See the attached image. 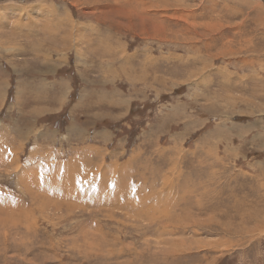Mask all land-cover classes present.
Wrapping results in <instances>:
<instances>
[{
    "label": "rangeland",
    "instance_id": "374dc122",
    "mask_svg": "<svg viewBox=\"0 0 264 264\" xmlns=\"http://www.w3.org/2000/svg\"><path fill=\"white\" fill-rule=\"evenodd\" d=\"M0 264H264V3L0 0Z\"/></svg>",
    "mask_w": 264,
    "mask_h": 264
},
{
    "label": "bare ground",
    "instance_id": "6f19581e",
    "mask_svg": "<svg viewBox=\"0 0 264 264\" xmlns=\"http://www.w3.org/2000/svg\"><path fill=\"white\" fill-rule=\"evenodd\" d=\"M74 171H76V170H74ZM73 176H74V175H73ZM70 177H71V175H70ZM77 177H78V176H77ZM65 178H67V177H65ZM72 178H73V181H74L75 178H74V177H72ZM80 178H81V177H80ZM69 179H71V178H69ZM76 179L79 180V178H76ZM76 179H75V180H76ZM68 181H69V180H68ZM71 181H72V180H71ZM79 182L82 183L80 180H79ZM83 182H84V181H83ZM66 186L70 187L69 185H66ZM66 186H65V187H66ZM72 186H73V185H72ZM81 186H82V185H81ZM68 187H66V189H65L66 192H68V191L70 192V189H72V191L75 192V188H74V187H72V188H71V187L68 188ZM80 188H81V187H80ZM77 189H78V188H77ZM72 191H71V193H73ZM69 192H68V193H69Z\"/></svg>",
    "mask_w": 264,
    "mask_h": 264
},
{
    "label": "water",
    "instance_id": "95a60500",
    "mask_svg": "<svg viewBox=\"0 0 264 264\" xmlns=\"http://www.w3.org/2000/svg\"><path fill=\"white\" fill-rule=\"evenodd\" d=\"M260 1H262L264 3V0H260Z\"/></svg>",
    "mask_w": 264,
    "mask_h": 264
}]
</instances>
